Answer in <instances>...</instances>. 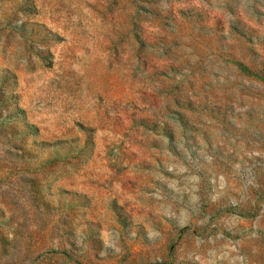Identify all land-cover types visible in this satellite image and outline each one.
<instances>
[{
  "label": "rangeland",
  "instance_id": "374dc122",
  "mask_svg": "<svg viewBox=\"0 0 264 264\" xmlns=\"http://www.w3.org/2000/svg\"><path fill=\"white\" fill-rule=\"evenodd\" d=\"M0 264H264V0H0Z\"/></svg>",
  "mask_w": 264,
  "mask_h": 264
}]
</instances>
